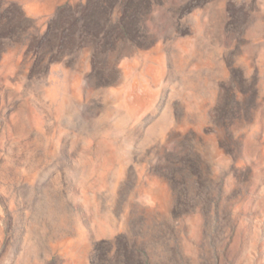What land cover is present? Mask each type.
<instances>
[{
    "label": "rangeland",
    "instance_id": "rangeland-1",
    "mask_svg": "<svg viewBox=\"0 0 264 264\" xmlns=\"http://www.w3.org/2000/svg\"><path fill=\"white\" fill-rule=\"evenodd\" d=\"M87 4L0 0V264L122 241L264 264V0H153L130 43L62 39Z\"/></svg>",
    "mask_w": 264,
    "mask_h": 264
},
{
    "label": "trees",
    "instance_id": "trees-1",
    "mask_svg": "<svg viewBox=\"0 0 264 264\" xmlns=\"http://www.w3.org/2000/svg\"><path fill=\"white\" fill-rule=\"evenodd\" d=\"M153 0H88V4L77 15H67L61 29L56 31L62 39L77 31L102 46L118 40L130 43L139 38L144 27V9ZM117 15L112 17L113 11ZM173 181V178L170 179ZM108 245V244H107ZM106 244L98 246L97 264H169L154 257L145 246L118 242L114 249Z\"/></svg>",
    "mask_w": 264,
    "mask_h": 264
}]
</instances>
